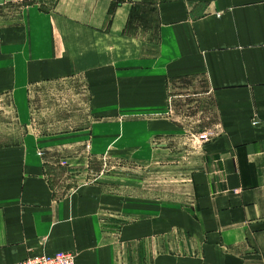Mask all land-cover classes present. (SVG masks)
<instances>
[{"label":"crops","instance_id":"obj_1","mask_svg":"<svg viewBox=\"0 0 264 264\" xmlns=\"http://www.w3.org/2000/svg\"><path fill=\"white\" fill-rule=\"evenodd\" d=\"M75 75L112 98L108 106L123 92L164 102L174 81L201 75L217 115L191 174L195 208L181 210L175 228L193 238V253L138 246L155 232L144 218L145 230L122 229L117 264H264V0H0V101L12 97L16 120L27 122L31 84ZM84 137L0 140V264L57 250L92 264L94 219L108 209L95 200L107 195L58 199L38 155Z\"/></svg>","mask_w":264,"mask_h":264},{"label":"rangeland","instance_id":"obj_2","mask_svg":"<svg viewBox=\"0 0 264 264\" xmlns=\"http://www.w3.org/2000/svg\"><path fill=\"white\" fill-rule=\"evenodd\" d=\"M170 89L164 102L123 92L117 101L111 100L116 104L108 106L112 98L99 99L81 75L42 80L28 87L26 124L16 120L10 95L0 101V132L9 133L8 138L0 135L2 141H18L28 131L33 139L56 138L64 144L85 133L76 139L80 145L75 148L45 152L41 148L38 155L58 199L90 189L92 194L107 195L105 202L99 204L96 197L95 203L108 208L106 218L116 220L107 224L106 218L94 219L101 238L89 247L92 264L101 259L117 264L114 247L122 243V229L140 228L144 218L151 219L155 232L135 240L138 246L149 244L150 253H193V238L175 228L179 212L195 208L191 174L198 167L203 141L211 139L207 133L217 134L216 128H204L213 126L217 115L212 101L202 94L203 76L179 78ZM168 121L173 129L162 125ZM202 133L206 140L200 139ZM168 227L172 230L165 232ZM60 251L78 253L44 254Z\"/></svg>","mask_w":264,"mask_h":264},{"label":"built area","instance_id":"obj_3","mask_svg":"<svg viewBox=\"0 0 264 264\" xmlns=\"http://www.w3.org/2000/svg\"><path fill=\"white\" fill-rule=\"evenodd\" d=\"M22 2L23 0H17ZM200 139L206 140L207 134L202 133L199 135ZM9 264H75V256L68 251H60L54 254L41 253L34 258H26L21 261L12 262Z\"/></svg>","mask_w":264,"mask_h":264}]
</instances>
